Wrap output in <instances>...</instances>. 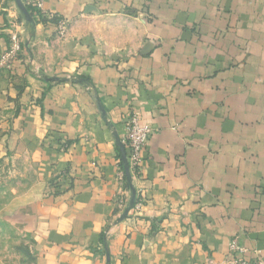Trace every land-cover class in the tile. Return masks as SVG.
Here are the masks:
<instances>
[{"label": "crops", "instance_id": "0c3cea01", "mask_svg": "<svg viewBox=\"0 0 264 264\" xmlns=\"http://www.w3.org/2000/svg\"><path fill=\"white\" fill-rule=\"evenodd\" d=\"M44 7L30 25L0 0V160L35 167L9 220L38 264L264 260V0ZM135 112L153 129L132 178L144 203L119 222L131 189L116 138ZM235 238L246 254L229 253Z\"/></svg>", "mask_w": 264, "mask_h": 264}, {"label": "rangeland", "instance_id": "374dc122", "mask_svg": "<svg viewBox=\"0 0 264 264\" xmlns=\"http://www.w3.org/2000/svg\"><path fill=\"white\" fill-rule=\"evenodd\" d=\"M35 167L24 155L0 160V264H38L34 241L9 220L11 209L36 190Z\"/></svg>", "mask_w": 264, "mask_h": 264}, {"label": "built area", "instance_id": "2783aa9c", "mask_svg": "<svg viewBox=\"0 0 264 264\" xmlns=\"http://www.w3.org/2000/svg\"><path fill=\"white\" fill-rule=\"evenodd\" d=\"M21 1L27 7L28 10L31 9L32 13L36 17L44 16L45 14L44 5L46 0H21ZM60 31L61 33H65L66 31L65 23H62V25L60 26ZM14 50L17 52L21 51L20 44L17 43L15 45ZM14 54L15 53L13 52L11 56H13ZM125 125L127 132H126V137L122 141V143L127 151V160L130 168L131 177L139 178L142 172L143 151L145 150L148 141L153 135V129L150 126H141L139 124V114L136 112L131 114V116L126 120ZM125 176H126L125 170L120 165L118 172V181L120 183L124 182ZM138 193L139 195L141 194L140 192ZM138 193L136 191V200L129 214L132 212L138 214L140 213L143 207L144 200L139 196L137 197ZM127 206L128 205H126L125 208H127ZM229 253L231 255H236V254L244 255L247 253V249L241 246L239 244L238 239L235 238L229 244ZM227 264H264V260L246 262L242 258L232 257L228 259Z\"/></svg>", "mask_w": 264, "mask_h": 264}, {"label": "water", "instance_id": "95a60500", "mask_svg": "<svg viewBox=\"0 0 264 264\" xmlns=\"http://www.w3.org/2000/svg\"><path fill=\"white\" fill-rule=\"evenodd\" d=\"M17 2V5L20 9V11L23 13L26 21L30 24V25H34V20H33V16L32 14L30 13V11L27 9V7L22 3L21 0H16ZM44 79L46 81H49V82H66L68 81L67 79H63V78H57V77H48V76H44ZM102 111L103 108H101ZM116 143L121 151V157H122V162H123V165H124V170H125V174H126V178H127V181H128V184L130 186V189H131V199H130V202L127 206V208L125 209L124 213L122 214V216L119 218V222L127 219L128 215H129V212L131 211V209L133 208L134 206V203H135V200H136V189L134 188L133 186V183H132V177H131V173H130V168H129V164H128V160H127V151H126V148L125 146L123 145L122 141L118 138H116Z\"/></svg>", "mask_w": 264, "mask_h": 264}, {"label": "trees", "instance_id": "16d2710c", "mask_svg": "<svg viewBox=\"0 0 264 264\" xmlns=\"http://www.w3.org/2000/svg\"><path fill=\"white\" fill-rule=\"evenodd\" d=\"M30 10V12H31V14H32V16H33V19H35L36 17H35V15L32 13V11H31V9H29ZM41 18H42V16H41ZM75 83H84V82H86L84 79H76L75 81H74ZM121 166L124 168V165H123V162L121 163Z\"/></svg>", "mask_w": 264, "mask_h": 264}]
</instances>
